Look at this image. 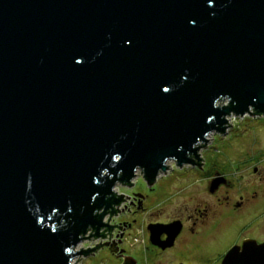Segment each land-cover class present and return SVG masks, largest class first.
<instances>
[{
	"label": "water",
	"instance_id": "obj_1",
	"mask_svg": "<svg viewBox=\"0 0 264 264\" xmlns=\"http://www.w3.org/2000/svg\"><path fill=\"white\" fill-rule=\"evenodd\" d=\"M232 112L264 115V0H0V264H74L107 245L115 183L139 169L150 185L167 160L200 167ZM102 226L109 241L73 251ZM147 230L164 248L180 223ZM220 264H264V243Z\"/></svg>",
	"mask_w": 264,
	"mask_h": 264
},
{
	"label": "rangeland",
	"instance_id": "obj_2",
	"mask_svg": "<svg viewBox=\"0 0 264 264\" xmlns=\"http://www.w3.org/2000/svg\"><path fill=\"white\" fill-rule=\"evenodd\" d=\"M217 104V103H216ZM219 105L227 104L226 100L219 101ZM229 118L230 122L224 124V126L231 124L232 126H226L225 132L212 131L206 136L208 141L204 146H199L197 150L198 157L200 160V167L193 164H184L182 167H178L172 160L167 162V170L160 176H157L152 184L148 185L144 180L141 170H135V176L130 179L131 185L116 182L112 187V191L118 197L119 194H124L123 199L119 205H113V208H117L116 214H111L108 211L102 218V222L108 224H117L121 226H114L109 233L106 229L107 226H102L99 232L103 231L106 236L102 237L99 235L95 237L96 240L92 244L87 238L81 239V244L92 248L97 243H109L102 244L93 254L78 255L79 264H121L123 258L119 254H113L109 251V246L116 244L119 249H124V255L131 256L137 262V264H220V260L217 258H211L202 254H196L195 252H183L181 254L174 253L172 250H168L163 253H156L151 250L148 246V230L147 228H141L144 225L143 221H139L130 229H126V223L131 219L132 214L130 213L131 201L135 198L140 199L143 195L145 196V210L144 216L154 217L155 219H165L167 217H173L181 215L190 222L193 218L191 215H196L195 208L202 209L204 205H207L209 214L205 218L206 222L211 225L215 221L222 222L224 214H228L224 208H216V198L223 196L226 189L231 192H239L244 189L252 188L258 185V176L261 172L264 173V159L251 160L248 162V167L245 169V178L243 180L236 175L234 166L237 163V159L240 158L239 149L247 151L250 155H255L257 150L264 145V115H255L248 112L243 115H236L232 112L230 115L225 117ZM202 142V144H204ZM199 145V144H198ZM197 145V146H198ZM256 156V155H255ZM197 162V158H194ZM217 164L214 171L224 173L225 169L230 170L229 174L233 180V186L228 185L219 190L218 196H211L209 192V180L207 173H204V169L207 170L208 165ZM223 165V166H222ZM231 166V167H230ZM258 167V174H253L252 167ZM196 167V168H195ZM262 173V174H263ZM229 175V176H230ZM134 194H141L142 196L135 197ZM213 210V212L211 211ZM100 212V211H99ZM211 213V214H210ZM212 213H215L214 215ZM108 214V215H107ZM245 217L239 214L230 215L225 217V223L233 225L241 222ZM140 219V217H139ZM126 220V221H124ZM124 221V222H122ZM95 233L92 228H88L83 236H89V233ZM124 232V234H123ZM91 235L89 238H93ZM220 240L228 241L233 238L232 233L229 231L224 235H217ZM79 244V243H78ZM88 247L84 248L87 249ZM75 249V248H72ZM117 255V256H116ZM77 257V256H76ZM74 259V258H73ZM72 259V260H73ZM71 260V261H72ZM72 263V262H71Z\"/></svg>",
	"mask_w": 264,
	"mask_h": 264
},
{
	"label": "flooded vegetation",
	"instance_id": "obj_3",
	"mask_svg": "<svg viewBox=\"0 0 264 264\" xmlns=\"http://www.w3.org/2000/svg\"><path fill=\"white\" fill-rule=\"evenodd\" d=\"M238 152H240L239 156L241 157L237 159V163L233 166L236 175L243 180L246 173L245 169L249 168L248 162L251 160H257V162H259L262 158L264 159V145L257 150L256 156L254 154L250 155L247 151L241 149H239ZM217 166L219 165L210 164L205 167L207 170L204 169V173H207L206 177L210 179V183L213 179L221 180L213 191H209L211 196H218L219 190L223 187L228 185L233 186V180L229 174L232 171L226 169L224 173L214 171V168ZM258 167L253 166L251 172L253 174H258ZM262 173L263 172H261V174H259L260 176L257 178L259 182L257 186H253L250 189L246 188L237 193H230L227 191L228 189H226L223 196H218L216 198V208H224L230 215L239 214L245 217L241 222L235 223L232 226L225 223L224 219L226 216L228 217V214L223 215L225 217H222V222L215 221L213 224L209 225L205 221V218L209 214L207 205H204L202 209L195 208L197 216L195 214L190 216V218H193L190 224L187 219H184L181 215L167 217L165 219H155L154 217H149V219H147L144 216L147 207L145 206L146 198L143 195L140 199L135 198L131 201L130 213L132 217L126 223V229L132 228L140 220L144 222V225L141 226L144 230L149 224H169L174 221H179L180 231L175 236L171 245L162 248L161 245L151 244L148 238L149 244L145 247H149L156 253H163L168 250H172L174 253L178 252V254L183 252H195L194 255L202 254L211 258H217L221 261L222 257L231 247L236 245L241 247L243 241L253 240L258 244L264 243V173ZM211 211L213 212V210ZM212 214L214 215L215 213ZM229 231L233 235L231 240L224 241L223 239L220 240L217 238V235H224ZM146 235L148 236L147 233ZM166 238L167 234L162 232L156 240L161 244V241H164Z\"/></svg>",
	"mask_w": 264,
	"mask_h": 264
},
{
	"label": "built area",
	"instance_id": "obj_4",
	"mask_svg": "<svg viewBox=\"0 0 264 264\" xmlns=\"http://www.w3.org/2000/svg\"><path fill=\"white\" fill-rule=\"evenodd\" d=\"M107 215H108V214H107ZM87 240H88V241H91V243L93 244L94 241L96 240V238H95V237H93V238H87ZM91 243H89V244H91ZM89 244H88V246H89ZM88 246H85L84 244L82 245L81 242H80V243L77 245V248H78V250H80V248L84 249V248H86V247H88ZM89 247H91V246H89ZM77 259H78V256H77V257H74V259H73L71 262L74 263ZM74 264H76V263H74ZM77 264H79V263H78V260H77ZM81 264H82V263H81Z\"/></svg>",
	"mask_w": 264,
	"mask_h": 264
},
{
	"label": "bare ground",
	"instance_id": "obj_5",
	"mask_svg": "<svg viewBox=\"0 0 264 264\" xmlns=\"http://www.w3.org/2000/svg\"><path fill=\"white\" fill-rule=\"evenodd\" d=\"M227 122H230V119L229 118H227ZM207 137H209V135H207ZM170 160H167L166 161V164H167V162H169ZM162 174V172H160L159 174H158V176H160ZM134 177H136V176H134ZM80 243V242H79ZM78 245V244H77ZM77 245H74L73 246V248H75V249H73V251H78V248H77ZM76 264H77V261L75 262Z\"/></svg>",
	"mask_w": 264,
	"mask_h": 264
}]
</instances>
